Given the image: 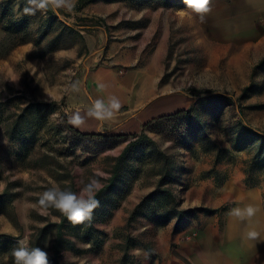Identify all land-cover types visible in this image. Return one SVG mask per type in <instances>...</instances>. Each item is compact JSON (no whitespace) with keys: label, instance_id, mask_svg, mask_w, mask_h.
<instances>
[{"label":"rangeland","instance_id":"obj_1","mask_svg":"<svg viewBox=\"0 0 264 264\" xmlns=\"http://www.w3.org/2000/svg\"><path fill=\"white\" fill-rule=\"evenodd\" d=\"M25 3L0 0V193L12 195L18 221L0 213V234L28 244L35 228L58 221L38 205L39 196L53 185L79 192L94 177L104 184L114 158L133 139L70 131L67 115L83 107L82 98L116 96L124 110L127 103L142 107L173 95L194 120H157L144 132L168 158L167 177L178 182L167 185L177 210L186 212L177 232L171 198L153 196L134 213L133 224L125 222L135 208L126 210L122 225L98 222L96 228L118 229L91 243L76 241L80 251L64 250L60 262L120 264L130 236L138 245L128 251L129 264H172V258L264 264V158L261 167H249L252 147L236 145L243 126L264 135V0H211L203 21L183 0H91L80 11L75 0L71 12L49 8L35 15L23 13ZM92 31H101L94 43ZM162 166L152 145L131 147L110 199L141 202L155 189ZM249 204L258 209L250 220L228 215ZM106 208L95 209L94 218ZM143 226L149 229L134 235L123 229ZM250 230L259 236L248 238ZM51 246L49 235L43 244L49 256ZM9 255L0 260H13Z\"/></svg>","mask_w":264,"mask_h":264},{"label":"trees","instance_id":"obj_2","mask_svg":"<svg viewBox=\"0 0 264 264\" xmlns=\"http://www.w3.org/2000/svg\"><path fill=\"white\" fill-rule=\"evenodd\" d=\"M90 1L91 0H78L76 10L80 11L83 8V6L89 3ZM80 19L81 21H86L83 18H80ZM4 30L8 32H12V31H17L18 28L13 29L11 28V26H5ZM260 64L264 65V60H262ZM38 105L39 103H33L30 106H38ZM189 115H190L189 108H187V109H180L173 113L161 115L159 117L153 118L151 120H148L142 125V128L139 131V134L137 133H115V134L83 133L75 129L70 124H68V129L82 138L106 137V138L115 139V140H126L128 138H133V139L127 142V144L123 147L121 152L114 158V164L112 166L110 175L105 180V183L101 185V190L97 195V199H99L100 201V206H104V205L107 206L104 212H102L101 217L94 218L95 212H93L92 220L90 222L73 225L71 222L67 220L66 217L62 216L56 209L48 208L50 214L58 217V221H51L47 219L46 223L42 227L35 228L30 234L28 245L30 247H40L43 249L44 239H46L49 235L52 236V246H51L52 254L49 256L50 264H62L60 262V255L64 250L80 251L76 245V241H83V242L91 243L94 239H97L99 237H106V234L102 230L96 228V224L98 222H103L106 219H108L111 215L112 210L120 204L121 202L120 200H111L110 194L113 192L115 188L116 181L119 176L120 167L122 163L124 162V160L126 159V155L129 152L130 148L133 146L141 145V144L152 145L154 147L155 153L162 158L163 166L161 168L160 178L158 179L156 183L155 189L152 192H150L146 197H144V199L141 200V202H139L135 206V210L131 213L130 218L127 219L125 225L129 226L130 222L136 216L134 215V213L143 207V202L149 200L153 196L162 195L163 197L171 198V209L176 214V221L173 224V232H177L179 225L183 220V214L186 212L182 210H177L178 203L176 202L175 195L173 194V191L167 187V185H173V184L178 185V182L175 179L173 182L172 176L167 177L170 175L168 172V160H167L168 158L156 148L155 142L147 134H145L144 130L146 129V127L150 125L151 122H154L157 120L173 119V118H178V117H183V118L186 117L190 121L194 120ZM10 138L12 137L10 136ZM237 143L238 144L236 145L239 148H243L245 146L252 147L253 161L249 162L250 164L249 167H253V165L260 166V164L262 163L260 159L264 158V135H262L256 130L243 126L241 133L237 139ZM257 160L261 162H259L258 164V162H256ZM244 173L245 175L249 174L247 170H244ZM70 188L71 189L73 188L72 184L70 185ZM104 202H106V204H104ZM12 209H13L12 195L7 189H4L0 193V213L11 215L12 219H14L12 220L14 221V224L18 225L16 214L12 212ZM200 211H203L206 214H215L218 212V209H203ZM169 222L170 220H165L164 224H168ZM130 240H131V237L127 236L124 244L121 246L124 254L120 260V264H129V262L127 261L128 251L131 247L138 245L135 243L131 244ZM16 244H17V241H15L13 237L9 235H5V234H0V256L8 254V256L10 257L11 255H9V253L12 251L13 248L16 247ZM139 246L143 248L144 250H146L147 252H149L146 246L142 244H140ZM0 264H14V259L8 262L0 260Z\"/></svg>","mask_w":264,"mask_h":264},{"label":"clouds","instance_id":"obj_3","mask_svg":"<svg viewBox=\"0 0 264 264\" xmlns=\"http://www.w3.org/2000/svg\"><path fill=\"white\" fill-rule=\"evenodd\" d=\"M183 3L192 13L204 20L211 12V0H183ZM75 7V0H26L23 13L35 15L37 11H46L49 8L56 10L63 8L71 12ZM101 88L105 86L100 85ZM121 108V102L116 96L107 100L94 99L90 107L82 112L76 109L67 116V122L74 127H84L87 118H95L101 122L113 120ZM102 130V129H101ZM101 190L100 180L92 178L79 192L61 189L58 185L46 189L38 199V205L44 209L54 208L66 217L73 225L83 224L92 220L93 212L100 206L97 195ZM258 209L249 204L244 207H234L228 215L241 221L250 220ZM259 233L255 230L247 232V237L256 239ZM14 264H50L47 251L40 247H30L23 239L17 240L16 247L12 249Z\"/></svg>","mask_w":264,"mask_h":264},{"label":"crops","instance_id":"obj_4","mask_svg":"<svg viewBox=\"0 0 264 264\" xmlns=\"http://www.w3.org/2000/svg\"><path fill=\"white\" fill-rule=\"evenodd\" d=\"M95 34L94 31H92V34H88L89 38L92 43L96 41V37L100 36L101 31L97 32V35ZM84 80V79H83ZM89 81V79H88ZM94 99L91 97L88 99L86 97L82 98V100L79 102L83 105V107H78L70 111L69 114L74 112L76 109H80L82 112L86 111L88 107H90L91 102ZM176 98H174L173 95L166 96V97H156L152 99L150 102L144 104L142 107L140 105H134L132 106L131 104L127 103V108L122 110V102H121V108L120 110L116 113V116L113 120L110 121H105L101 124V122L95 118H87L86 124L84 127H74L80 132L83 133H109V134H115V133H125L124 131L126 130V133H137L138 131L141 130L142 125L147 122L148 120H151L153 118L159 117L161 115H166L173 113L177 110L180 109H187L186 107L182 106H177L176 103ZM173 107L174 110L167 111L166 109L168 107ZM67 115V116H68ZM102 129V130H101ZM107 130V131H106ZM123 131V132H121ZM152 191V190H151ZM146 193V192H145ZM138 203L135 202L130 206H127V203H125V200L120 202V204L114 208L111 212L110 215V221L116 225H122L123 224V219L127 215L126 210L128 209L133 210ZM128 207V208H127ZM139 219V218H137ZM136 219V220H137ZM133 220L130 222V224H133ZM126 224V222H125ZM129 224V225H130ZM250 225V224H249ZM148 226V225H147ZM146 226V227H147ZM143 226L142 228H123L124 232L126 235H134L133 233L137 230V233H140L142 231H146L149 228H146ZM252 228H259L258 225L256 224H251ZM250 228V226H249ZM102 230L105 234H108L109 232H112L115 229L118 228H98ZM118 242L122 243L121 240H118ZM135 247V246H134ZM143 249V248H141ZM144 250V249H143ZM123 255V252H122ZM121 260V258H120ZM172 264H188L185 259H180V258H172L171 260ZM156 264V263H155ZM195 264V263H192Z\"/></svg>","mask_w":264,"mask_h":264},{"label":"bare ground","instance_id":"obj_5","mask_svg":"<svg viewBox=\"0 0 264 264\" xmlns=\"http://www.w3.org/2000/svg\"><path fill=\"white\" fill-rule=\"evenodd\" d=\"M249 226H250V228H252V227H251V224H250ZM247 228H249V227H247Z\"/></svg>","mask_w":264,"mask_h":264}]
</instances>
